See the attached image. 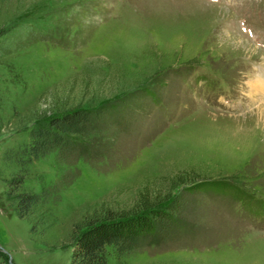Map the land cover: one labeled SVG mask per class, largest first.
I'll return each instance as SVG.
<instances>
[{
	"label": "rangeland",
	"instance_id": "374dc122",
	"mask_svg": "<svg viewBox=\"0 0 264 264\" xmlns=\"http://www.w3.org/2000/svg\"><path fill=\"white\" fill-rule=\"evenodd\" d=\"M258 84L264 0H0V263L72 264L85 217L176 201L174 225L108 263L264 264ZM107 103L73 161L5 159L53 114ZM43 189L57 222L32 234L9 194Z\"/></svg>",
	"mask_w": 264,
	"mask_h": 264
},
{
	"label": "trees",
	"instance_id": "16d2710c",
	"mask_svg": "<svg viewBox=\"0 0 264 264\" xmlns=\"http://www.w3.org/2000/svg\"><path fill=\"white\" fill-rule=\"evenodd\" d=\"M110 104H102L97 109L78 106L53 114L31 130L27 143L11 148L5 159L8 162L15 159L25 170L35 160L53 152L58 153L62 162L73 161L81 150L77 138L83 139L108 124L109 116L103 111L107 107H116V104ZM11 184L20 188L24 185L23 176ZM50 194L48 189L40 193L24 191L9 194L18 217L28 219L32 234H46L57 222L48 206ZM180 213L181 205L169 201L163 206L147 207L129 214L102 211L87 216L75 225L70 238L72 264H109V248L115 250L117 257L140 250L158 232H166L169 225H174ZM158 222H161V229L157 228Z\"/></svg>",
	"mask_w": 264,
	"mask_h": 264
},
{
	"label": "bare ground",
	"instance_id": "6f19581e",
	"mask_svg": "<svg viewBox=\"0 0 264 264\" xmlns=\"http://www.w3.org/2000/svg\"><path fill=\"white\" fill-rule=\"evenodd\" d=\"M262 82V81H261ZM263 83V82H262ZM257 90L258 91H261V92H263L264 93V84H258L257 85Z\"/></svg>",
	"mask_w": 264,
	"mask_h": 264
}]
</instances>
